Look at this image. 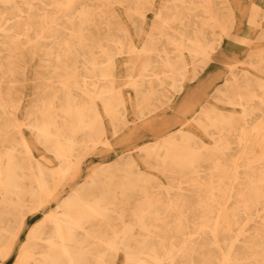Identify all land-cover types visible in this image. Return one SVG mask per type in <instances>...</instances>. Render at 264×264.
<instances>
[{
    "label": "bare ground",
    "instance_id": "1",
    "mask_svg": "<svg viewBox=\"0 0 264 264\" xmlns=\"http://www.w3.org/2000/svg\"><path fill=\"white\" fill-rule=\"evenodd\" d=\"M112 2L122 0H0V39L9 57L18 53L23 59L25 50L45 67L24 110L16 96L24 62L0 59V264L14 254V264H114L119 250L122 264H264V80L248 71L232 73L211 93L216 102L240 106L239 116L207 102L195 111V92L185 94L178 110H193V116L166 114L173 98L166 81L180 75L171 84L179 92L198 77L223 34L229 35L222 17L232 16L241 0H160L141 49L125 23L105 9ZM135 2L140 9L131 23L139 34L153 0ZM183 50L194 66L188 80ZM114 52L139 66L129 79L148 101L135 104L134 121L145 120L155 134L185 127L158 149L145 150L143 161L157 172H144L147 179L169 176L168 185L142 184L136 158L117 155L95 163L81 187L57 202L62 212L37 219L17 245L26 219L51 199L60 200L89 157L116 150H92L110 142L105 132H83L92 123H81L96 98L110 117L125 120ZM263 63L261 58L252 64ZM190 122L203 136L188 130ZM124 124L113 122V134ZM207 137L223 144L215 154L206 153ZM37 143L53 154L52 161L35 155Z\"/></svg>",
    "mask_w": 264,
    "mask_h": 264
},
{
    "label": "rangeland",
    "instance_id": "2",
    "mask_svg": "<svg viewBox=\"0 0 264 264\" xmlns=\"http://www.w3.org/2000/svg\"><path fill=\"white\" fill-rule=\"evenodd\" d=\"M160 4V0H153V6L151 8L147 7V9L145 10L144 20L140 24H138L139 34H136L134 32L135 24L131 23L132 20L137 19L135 10L140 9V7L137 6L135 0H122L121 3L112 2L108 7H105V9L107 11H114L115 15L117 16V20L125 23V25L131 30L132 34L136 36V44L139 46V49H141L145 38L151 31H153V22L155 21L156 12ZM130 5L131 7H135L133 10H131V12L129 9ZM232 9V16H223L220 21V25H223L225 27V30H228L229 35L226 36L225 33L223 34V41L221 46L210 55L211 59L209 63L198 75V77L194 80L186 81L185 87L179 92H176L174 87L171 86L179 82L180 75L176 76L175 74H173L172 77L166 81V91L169 93V95H173L171 107H169L168 105L169 109L166 110V114L170 115L171 117L174 116V118H178L180 117V115L182 117H184L185 115V119H188L193 116L195 114V111H198L206 102L211 106H216L218 109H220L221 113H235L237 116H239L242 110L240 106H233L227 103L216 102L211 96L213 94L212 92H214V90L218 86L222 85L224 79L228 76H231L232 73L240 76L242 73L248 71L264 80V63L260 67L252 64L261 58L264 60V0H241L240 4H236ZM219 10L225 12L224 10L226 9L221 6V9ZM154 33H156V30ZM0 50V59L9 58L11 61H17L18 59H16V57L21 59L19 56H17L18 53H15L16 56H12L10 58L7 51V43L1 39ZM182 52L184 58L187 61V69L189 70L186 75V80H188L191 76V72L193 71L192 69L194 66L192 64V59H190L189 57L190 53L187 50H183ZM113 54L116 61L114 72L116 73V76L118 78V89L125 99V105L127 108V115L125 116V120L120 121L119 118H112V115L110 117L104 108L105 102H103L99 98H96L93 99V104L95 107L90 112H84L85 118L81 123H92V129L85 128L83 132H90V130L97 131L98 133L105 132V139L110 142L107 146L100 143L97 145H93L92 150L110 147H113L114 150H116L108 151L101 156L89 157L84 164L83 172L76 174V176L68 184H66V187L60 196V200L51 199L43 206V208L38 213L29 216L26 219L22 234L17 239V245H19L25 239V232L33 225V223L37 219L44 217L51 212H62V209H57V202H60L66 195L74 192L75 190H78L81 187V184L85 181L84 175L86 173H91L88 168L95 163L110 161L117 155H119L120 157L131 159L136 158L139 162V170H141V172L143 173V176L140 178L142 184L153 183L146 182V180H155L156 182L164 184L165 186L168 185V182L170 181L169 176L160 175L147 179L144 172H153L156 174L157 172L155 169L151 168L146 162L143 161V157L147 155L145 150L152 149V147H154V149H158L159 143L166 141L169 138V135L173 133L175 129L184 130L185 127H183L181 124H178L168 132H164L163 134H155L147 126V124H144L145 120L138 119L137 121H134L135 114L133 111L135 109V104L138 103L139 105H143L144 101H148V99L146 98L143 99L142 97H138L139 93L136 91L137 89L135 85H133V83L129 79V76L132 78L137 77L139 66L135 67L127 65L126 63L128 58L124 53L114 52ZM22 55L23 59L21 60L24 62V65L23 68H21L19 71V73H21L18 75L16 96L18 97V99H20V102L22 104L21 108L25 110L37 93V89L41 85V83L36 78L41 73H44L45 70L43 69H45V67H42V63L38 57L33 58L28 54L27 51L24 50ZM2 85V90H4V86L7 85V83L5 82ZM240 89L245 90V87L241 86ZM187 92L190 93L189 95L195 92L197 93L196 95L199 96V98L196 99V104L194 107L195 111L192 110V112L179 113L178 110L183 106L182 103L186 99L184 96L185 94H187ZM156 117L159 118L160 116L158 115ZM70 121L71 123H79L77 117H73V119ZM1 122L3 121L1 120ZM113 122L125 123L124 127L121 128V131L116 135L113 134V128L111 127ZM190 124H192V127H189V129L187 128L188 130H190V132H195L203 136L202 131L197 128L195 123L190 122L189 126ZM95 125V128L98 127L97 129L93 128V126ZM25 132L28 136L32 135L31 132L27 130ZM131 134H134V136H131ZM205 140H207L206 142L209 144L206 150L207 155L212 153L215 154L217 152V149H220L221 145H223L217 144V142L210 140L208 137ZM135 145H139V148L144 150H142V152H136L138 148L134 149ZM37 147L38 148L35 149V155L37 157L40 158L44 156L49 159V161H52V159L54 158L52 153L47 152L41 144L37 143ZM258 149L259 148L256 146V148L254 149L255 152ZM181 153L187 154L189 156L188 151H183ZM53 164H57V161H54ZM112 172L115 174L116 170L112 169ZM109 174L111 175L112 173ZM173 185L175 186V184ZM128 195L131 196L130 193ZM122 251L123 250H119V255L116 257L114 264H122L124 262ZM14 262H16L15 254L4 263L14 264Z\"/></svg>",
    "mask_w": 264,
    "mask_h": 264
}]
</instances>
